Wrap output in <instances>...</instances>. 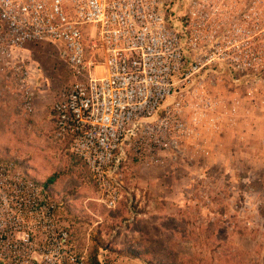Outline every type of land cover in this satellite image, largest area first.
I'll list each match as a JSON object with an SVG mask.
<instances>
[{"label": "built area", "instance_id": "2783aa9c", "mask_svg": "<svg viewBox=\"0 0 264 264\" xmlns=\"http://www.w3.org/2000/svg\"><path fill=\"white\" fill-rule=\"evenodd\" d=\"M48 46L67 82L50 110L54 138L113 210L130 159L184 161L202 130L234 120L208 85L264 70V0H0V98L30 111L41 77L30 54ZM58 201L0 157V264H89Z\"/></svg>", "mask_w": 264, "mask_h": 264}, {"label": "rangeland", "instance_id": "374dc122", "mask_svg": "<svg viewBox=\"0 0 264 264\" xmlns=\"http://www.w3.org/2000/svg\"><path fill=\"white\" fill-rule=\"evenodd\" d=\"M33 59L49 80L42 91L50 101L46 117L0 126L8 139L0 157L20 158L51 186L62 220L77 248L88 249V259L118 246L145 255L147 264H264V70L255 80L235 73L233 81L218 76L209 84L219 102L236 106L234 120L217 132L202 130L184 161L142 166L130 159L122 200L109 210L85 166L54 138L50 108L67 84L57 50L36 49ZM54 174L59 177L51 184ZM116 239L130 243L114 245Z\"/></svg>", "mask_w": 264, "mask_h": 264}, {"label": "crops", "instance_id": "0c3cea01", "mask_svg": "<svg viewBox=\"0 0 264 264\" xmlns=\"http://www.w3.org/2000/svg\"><path fill=\"white\" fill-rule=\"evenodd\" d=\"M35 54H36V49L33 50V53L31 56L33 61H35L33 59ZM35 62L37 63V61H35ZM64 77L66 78V76H64ZM48 81L49 80H48L47 76H45L41 70V77L38 81V89L39 90L36 93L35 100H33L30 103V108H29L30 111H28L25 108L24 103L18 99L0 98V126H11L19 118H21V120L26 119L27 123L32 121V119H33L34 123H35V121H41V119H44L46 117V109H47L46 106L48 105V103L50 101L48 100V95H46L42 91H43V86ZM50 110H51V108H50ZM26 121L24 122V126H26ZM1 137H3V139H1ZM7 140L8 139H6V140L4 139V135L1 132L0 133V148L1 147L7 148V145H8V143H6V142H8ZM21 161H23V160H21ZM27 170L30 173H32L36 179H40V174L34 173L29 168H27ZM65 224L67 225V223H65ZM67 226H68V228L71 232V235L73 237V240L75 242V238L72 234L71 228L69 227V225H67ZM117 229L118 230H124L123 227H119V228L117 227ZM113 234H116V230H114L112 232V235ZM108 239H110V240L114 239V235L109 236ZM113 242H114V245H122L124 247L125 246L127 247L128 244L130 243V242H128V240H126L125 243L119 244L117 239L114 240ZM75 246H76L77 251H79V252H83V251L88 252V249L80 250L79 248H77V245H75ZM114 247L115 248L113 249V251L109 250L107 248L106 249L105 248L100 249V250H102V252H100L97 256L98 262L100 264H147V262H146L147 258L145 255H141L142 257L141 256L136 257L135 255H132L131 253H129L127 250H121L120 248H117L118 246H114Z\"/></svg>", "mask_w": 264, "mask_h": 264}, {"label": "trees", "instance_id": "16d2710c", "mask_svg": "<svg viewBox=\"0 0 264 264\" xmlns=\"http://www.w3.org/2000/svg\"><path fill=\"white\" fill-rule=\"evenodd\" d=\"M73 157V156H72ZM75 158V157H74ZM78 160V159H77ZM78 162H81L80 160H78ZM82 163V162H81ZM83 164V163H82ZM84 165V164H83ZM58 177H59V174H54L53 176H51L49 179H48V182L49 183H51V184H53L55 181H56V179H58ZM129 253H131L132 255H135L136 257H139L140 256V254L138 253V252H129ZM142 257V256H141ZM88 261H89V264H100L99 262H98V259H97V252L96 251H94L93 252V254H92V256H90L89 257V259H88Z\"/></svg>", "mask_w": 264, "mask_h": 264}]
</instances>
